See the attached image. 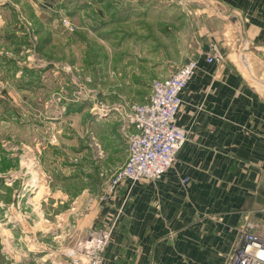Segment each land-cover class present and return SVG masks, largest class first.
<instances>
[{"label": "crops", "instance_id": "1", "mask_svg": "<svg viewBox=\"0 0 264 264\" xmlns=\"http://www.w3.org/2000/svg\"><path fill=\"white\" fill-rule=\"evenodd\" d=\"M93 1L89 4L94 19L112 31L108 44L126 46L115 59L129 53L127 47L133 44L145 45L140 50L147 55L145 62L136 68L125 67L128 76L165 78L179 61H197L177 115L178 124L187 130V140L160 180L124 182L108 200H100L99 181L125 162L126 130L132 128L129 124L124 133L117 112L94 116L89 122L90 147L93 152L100 147L97 151L103 158L98 160L97 152L92 157L101 168L78 164L83 156L79 150L72 155L76 167L63 162L46 166L51 152L47 156L44 146L43 166L27 170L41 172L34 183V204L38 199L40 204L57 206L54 212L48 209L53 216L50 227L74 215L78 232L73 239L114 221L103 264H227L245 221L253 224L256 234H264V0H185V5L179 0L167 4L129 0L105 7ZM65 12L72 20L74 11ZM75 15L77 19L81 11ZM181 28L186 31L180 34ZM85 29L96 30L82 21L75 33ZM120 29H124L122 42L115 40ZM69 38L66 41L72 42ZM212 42L223 52L220 64L205 61L204 53ZM81 43L82 37L76 34L73 44ZM68 55L59 54V60L71 59ZM58 77L50 68L44 73L48 102L52 78H57L59 91L65 87L64 78ZM149 94L150 90L134 103L145 102ZM58 137L54 147L63 142ZM58 149L54 158H69L67 150ZM114 154L119 158L112 163ZM50 233L54 242L59 241L58 233ZM50 245L40 255L46 264L71 261L68 250Z\"/></svg>", "mask_w": 264, "mask_h": 264}, {"label": "rangeland", "instance_id": "2", "mask_svg": "<svg viewBox=\"0 0 264 264\" xmlns=\"http://www.w3.org/2000/svg\"><path fill=\"white\" fill-rule=\"evenodd\" d=\"M89 1L95 2L0 0V264H46V259L40 255L49 244L51 248L65 252L78 240V237H72L78 232L74 215L60 219V224L50 227L53 216H49L48 209L52 212L57 206L40 204L38 199L34 204V183L41 172L27 170L33 165L43 166V147L47 156L51 152V162L46 166H59L63 162L69 168L76 167L72 155L79 150L83 156L78 159V164L83 168H101V163L92 157L100 147L96 146L94 152L91 150L93 140L89 122L94 116L100 118L117 112L125 133L131 114L129 105L136 97L151 91L149 88L155 78L128 76L124 71L127 66L136 68L145 62L143 58L147 55L140 52L145 45L133 44L127 47L129 53L115 59L126 46L108 44L113 39L112 31L105 22L94 19ZM96 1L105 7L127 4L129 0ZM137 1L167 4L169 0ZM64 9L75 13L81 11L82 15L75 19L73 12L71 20ZM63 19L76 23L69 21L73 27L69 29L63 25ZM82 21L95 27L94 34L86 29L75 33L76 26ZM185 31L179 30L180 34ZM123 33L124 29H120V37L115 40L122 42ZM76 34L82 37L80 46L73 44ZM69 37L72 42L66 41ZM62 53L70 54L71 59L59 60ZM184 62L179 61L175 68ZM48 68L52 73L56 72L57 77L61 75L65 82V87L59 91L57 78L51 79L50 102L46 100L48 84H43ZM123 106L129 110H123ZM53 135L56 140H52ZM59 135L63 142L60 147H54L59 142ZM125 137L127 140V130ZM58 148L67 150L69 158L64 157L63 161L54 158L53 153L58 152ZM118 158L114 154L111 162H117ZM107 175L99 181V188H104ZM39 192L41 194L42 190ZM38 230L41 233H36ZM51 230L59 234L56 240L60 242H54L52 235L48 236Z\"/></svg>", "mask_w": 264, "mask_h": 264}, {"label": "built area", "instance_id": "3", "mask_svg": "<svg viewBox=\"0 0 264 264\" xmlns=\"http://www.w3.org/2000/svg\"><path fill=\"white\" fill-rule=\"evenodd\" d=\"M182 2L178 3L186 4ZM62 21L65 27L73 28L68 20ZM204 57L206 62L214 64H220L224 59L215 42L209 44ZM196 69L197 61L188 59L169 76L154 79L145 102L130 105L132 129L127 133V158L107 175L100 200H108L124 182L158 181L172 166L178 150L187 140V130L177 122L181 94ZM1 93L0 83V96ZM52 137L56 140V135ZM97 155L101 156V151ZM114 227L113 221L78 238L68 249L67 256L71 261L63 264H103V252ZM227 264H264V234H256L250 221H245L238 231L237 245Z\"/></svg>", "mask_w": 264, "mask_h": 264}]
</instances>
